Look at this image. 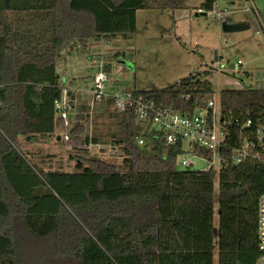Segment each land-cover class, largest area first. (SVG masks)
Segmentation results:
<instances>
[{
	"label": "trees",
	"instance_id": "1",
	"mask_svg": "<svg viewBox=\"0 0 264 264\" xmlns=\"http://www.w3.org/2000/svg\"><path fill=\"white\" fill-rule=\"evenodd\" d=\"M186 2L0 0V264H213L215 247L217 264H256L263 165L244 161L218 171L215 230V171L178 167L181 145L165 151L160 132L149 135L146 155L132 111L116 112L110 100L104 110L120 131L124 169L78 158L75 171L44 170L21 149V138H46L64 125L55 108L62 51L115 36L131 42L137 10L173 12ZM215 2L198 9L211 11ZM212 93L200 74L141 91L181 110ZM219 97L227 116H264V89L225 88ZM84 130L75 124L69 135Z\"/></svg>",
	"mask_w": 264,
	"mask_h": 264
},
{
	"label": "rangeland",
	"instance_id": "2",
	"mask_svg": "<svg viewBox=\"0 0 264 264\" xmlns=\"http://www.w3.org/2000/svg\"><path fill=\"white\" fill-rule=\"evenodd\" d=\"M202 1L187 0L184 9L173 12L137 10L138 28L131 42L115 36L111 41L99 40L88 48L79 44L67 47L60 54L57 65L64 80L62 86L73 90L87 88L95 69L104 59L109 62L107 68L102 67L109 72L112 89L113 85L123 84L152 90L200 74L201 78L210 81L213 99L217 101L222 89L248 88L256 83V78H264V0H254L261 19L244 9V0L217 1L211 12L198 10ZM196 13L199 14L196 16ZM223 22L244 23L248 27L226 32L222 29ZM120 52H125V56H114ZM237 60H241L242 65H237ZM220 67L222 72H217ZM207 71L209 74L204 75ZM82 119L79 124L85 130L72 139L76 143L82 141L92 127L96 143L91 150L77 145L65 148L59 140L63 126L46 140L28 144L21 138V149L44 170L75 171L78 158L101 159L124 169L123 147L118 142L120 131L115 130V119L107 114L98 115L92 126L87 117ZM42 143H46L45 147L41 146ZM142 151L146 155L152 152L148 148ZM217 174L215 170V230L218 221ZM213 264H217L216 247Z\"/></svg>",
	"mask_w": 264,
	"mask_h": 264
},
{
	"label": "built area",
	"instance_id": "3",
	"mask_svg": "<svg viewBox=\"0 0 264 264\" xmlns=\"http://www.w3.org/2000/svg\"><path fill=\"white\" fill-rule=\"evenodd\" d=\"M244 9L260 19L253 0H244ZM114 56L122 58L125 52L114 53ZM101 63L95 69L87 88L73 90L63 86L61 98L55 100V108L64 122L63 128L61 127L63 134H60L59 140L65 148L76 145L78 148L86 147L89 150L92 146L95 148L92 127L84 140L77 143L69 135V131L72 125L81 123L83 117H87L92 126L96 116L109 115L104 108L106 101L110 100L111 107L116 112L125 109L132 111L139 126L137 145H146L151 150L153 144L147 141L153 132H160L164 136L165 151L181 145L183 152L178 162L180 168L219 171L228 164L239 165L244 161L264 166V116L255 119L248 111L227 116L221 108L220 97L217 101L214 100L213 93L194 107L181 110L142 96L143 90L135 85H113L112 89L109 84V72L106 70L109 62L104 59ZM237 65H242V61L237 60ZM217 72H222V68H218ZM250 88L264 89V78H256V83ZM256 233V264H264V191L258 199Z\"/></svg>",
	"mask_w": 264,
	"mask_h": 264
},
{
	"label": "water",
	"instance_id": "4",
	"mask_svg": "<svg viewBox=\"0 0 264 264\" xmlns=\"http://www.w3.org/2000/svg\"><path fill=\"white\" fill-rule=\"evenodd\" d=\"M202 14L206 15V12H203ZM246 27H248V25L244 23H227V22L222 23V29L226 32L237 31L244 29Z\"/></svg>",
	"mask_w": 264,
	"mask_h": 264
},
{
	"label": "crops",
	"instance_id": "5",
	"mask_svg": "<svg viewBox=\"0 0 264 264\" xmlns=\"http://www.w3.org/2000/svg\"><path fill=\"white\" fill-rule=\"evenodd\" d=\"M253 2H254V0H253ZM201 3H202V2H201ZM231 4H234V2L232 1ZM254 4H255V3H254ZM199 7H200V6H199ZM199 7H198V8H199ZM136 14H137V12H136ZM196 16H197V15H196ZM261 18H262V16L260 15V19H261ZM136 22H137V21H136ZM261 22H262V20H261ZM262 23H263V22H262ZM263 25H264V23H263ZM136 28H138V25L136 26ZM136 33H137V32H136ZM122 86H123V84H122ZM150 90H151V89H150ZM152 90H153V89H152ZM48 138H49V137H46V138H39V137H38V138L32 139L31 141H26L25 139H23V140H24L25 143H28V144H29L30 142H34V141H37V140H46V139H48ZM45 142H46V141H45ZM34 143H35V142H34ZM45 145H46V143H42V144H41L42 147H45Z\"/></svg>",
	"mask_w": 264,
	"mask_h": 264
}]
</instances>
